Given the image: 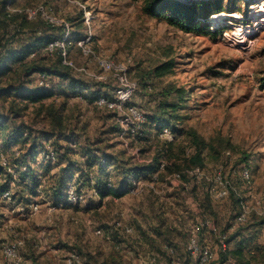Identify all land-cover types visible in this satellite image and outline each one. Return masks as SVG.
Segmentation results:
<instances>
[{"label": "rangeland", "instance_id": "rangeland-1", "mask_svg": "<svg viewBox=\"0 0 264 264\" xmlns=\"http://www.w3.org/2000/svg\"><path fill=\"white\" fill-rule=\"evenodd\" d=\"M145 2L16 0L8 6L17 12L36 11L34 17L28 15L35 20L32 26L36 30L19 32L17 37L31 41L55 34L52 42H43L40 48L52 57H56V48H63L64 59L73 63L69 65L71 74L87 88L79 95L67 96L56 76L33 75L35 84L54 88L56 94L43 104H29L18 121H25L36 133L55 131V117L61 115L63 134L42 140L45 152L38 156V162H32L36 173L42 175L33 195L20 196L17 181L6 173L0 176V184H5L0 191V264H215L213 259L201 262L188 247L199 217L210 219L221 231H230L234 215L247 203L248 220L239 230L254 233L263 228L264 213L259 211L264 208L256 201L264 204V29L242 43H233L224 38L225 31L232 33L237 28L232 23L220 25L215 35L186 32L162 17L147 14ZM212 2L219 3L225 13L246 12L249 5L242 0ZM201 5L198 12L205 17ZM15 30L12 27L9 35ZM89 35L90 40L79 45ZM69 37L72 42L67 44ZM169 59L175 66L157 76L156 66ZM103 61L115 67L106 70ZM121 65L136 85L125 105L142 111L144 121L132 118L126 107L121 110L99 103L101 97L118 99ZM177 88L184 89L185 96L181 97ZM163 102L179 105L181 119L176 120L175 112L166 115L174 129L200 138L202 175L188 173L191 167L176 179L178 172H164L173 160L161 156L151 177L132 175L129 179L128 183L135 178L141 181L139 191L125 190L121 197L103 195L99 188L104 190V181L119 189L122 175L116 174L114 164L110 176L101 172L98 165L88 163V155L91 151L115 155L119 159L116 166H157L158 146L173 141L176 135L169 126L149 130L150 118L157 115ZM179 142L183 157L195 152L187 135ZM65 147L78 165L69 173L59 198L52 197L55 179L41 173L46 164L57 162V151L62 153ZM6 166L14 173L11 165ZM246 169L249 179L244 175ZM59 171L56 168L51 173ZM221 181L230 185L227 197L217 196ZM193 185L199 187L197 191ZM73 186L80 196L77 202L67 198ZM203 190L209 194L216 215L202 213L197 197H203ZM7 191L10 198L4 195ZM35 203L38 210L32 207ZM161 222L180 225L187 235L170 236L173 247H166L154 228ZM201 229V234L207 230ZM179 256L183 257L181 262Z\"/></svg>", "mask_w": 264, "mask_h": 264}, {"label": "trees", "instance_id": "trees-1", "mask_svg": "<svg viewBox=\"0 0 264 264\" xmlns=\"http://www.w3.org/2000/svg\"><path fill=\"white\" fill-rule=\"evenodd\" d=\"M15 1L16 0H0V101L2 100L3 102L0 103V176L6 173L9 179L14 178L20 188V196H24L33 195L40 187L42 175L40 177V175L36 173V169L32 162H38V156L42 152H45V150L41 149L44 147L42 140L46 142L50 140V137L58 136L60 133L62 135V129L64 128V121L61 115L55 117L54 124L58 126L55 131H53L55 128H51L52 130H41L36 133L25 121H18L29 108V104H43L45 99L56 94L54 88L51 89L47 86L35 84L33 75L38 72L47 77L56 76L60 81L62 92L67 96L79 95L80 92H83L87 87H84L82 81L73 77L71 74V66L63 62V48H56V57H52L48 54L49 52L45 53L40 48L43 42H52V40H54L52 38L56 37L55 34L37 36L35 39H31V41L28 38L20 39L17 37V35L20 34L19 32H27V30L34 32L36 29L32 26L35 20L30 19L25 11L17 12L8 8V6L14 4ZM145 1L144 11L147 14L162 17L181 30L195 33H209L212 35L220 31V27L212 30L208 21L209 16L223 11L220 7L221 5H219V3L213 5L214 2H212V0ZM200 3L202 4V9H204V14H206L205 17L198 12ZM12 27L17 30H15L12 35H9ZM50 27L54 28L55 26L50 24ZM7 36L12 39L9 40ZM60 37L64 38V35L62 34ZM66 42L67 44L72 42V38L69 37L66 39ZM14 43L17 45H14ZM174 66L175 61L169 59L157 65L154 72L157 76H162L169 73ZM175 90L180 93L181 97L186 94L184 89L177 88ZM10 99H12V101H10ZM178 109L179 105L163 102L160 103L157 108L155 113L157 115L150 118L151 121L149 122H151V127L149 130L161 129L169 126L173 128L172 130H175L176 133L173 141L166 142L164 146L163 144L158 146L160 152L155 161L157 166L147 165L129 167L127 163L116 166V164L119 163V159H117L115 155L93 153L94 151H91V153L89 152V164L98 165L99 170L101 172H106L108 176L111 174L110 166L114 164L113 167L117 172L116 174L122 175L119 189L114 185L109 186L108 182L106 183L104 181V190L99 188L100 192H103V195L112 194L117 197L123 196L125 190L129 191L130 183L128 182L131 176L151 177L153 172L158 169L161 156L173 160L171 164L166 165V171H164L166 173L182 172L186 168L204 166V156L200 148V138L191 132L184 133V131H181L183 129H174L173 123L166 118L167 114H173L175 112L176 120L181 119L182 116L179 115ZM163 115L165 116L163 117ZM186 135L187 138L193 141L195 146V152L188 158L183 157L182 151H184V148L181 142H179V138L185 137ZM64 137L66 139L69 138L67 135H64ZM149 138L150 137H146L147 140ZM9 152L12 153L11 159L13 162L8 157ZM70 153L71 150L68 147H65V151H62V153L57 151V162L53 164L48 163L43 167L44 171H42L41 174L44 176L49 175L55 179V183L52 186V197L55 196L59 198L69 175H71L69 173H72V168L78 165L77 161L71 159ZM3 159L6 161L5 164ZM7 164L12 166L14 173L7 171ZM56 168H60V171L52 174L51 172ZM155 168L157 169L155 170ZM82 172L84 173V169H82ZM185 176L183 172L184 180L189 182L190 179ZM83 180L85 181V179ZM4 185L5 184H0V191ZM193 186V190L197 191L199 187L197 185ZM203 192V197H197L200 202L202 213L206 215H216L209 194L205 192V190H203ZM163 227L164 230L161 229ZM154 228L158 233L157 236L159 238H164L165 242H163V244H165L166 247H173V241L169 239L170 236L177 234L185 237V234H183L180 229V225L175 224L174 227L172 224L161 222L160 225L154 226ZM240 247L233 251V256L238 259H241L240 252L242 248ZM175 249L178 251V246L176 244ZM168 261H172V259L168 257Z\"/></svg>", "mask_w": 264, "mask_h": 264}, {"label": "built area", "instance_id": "built-area-1", "mask_svg": "<svg viewBox=\"0 0 264 264\" xmlns=\"http://www.w3.org/2000/svg\"><path fill=\"white\" fill-rule=\"evenodd\" d=\"M242 1L245 2L246 4H249L247 6L246 12L227 13L226 16H222L219 18H212V16L215 15L214 14L208 18V21L212 26L216 25V27H219L223 23H230V24L232 23V25L237 27L232 33H229L227 31L224 32V38L232 41L233 43H242L246 39H248V37L254 32L260 29H264V0H242ZM11 10H15V9H11ZM25 11L28 13L29 17L31 18L36 15V11L27 10V9ZM236 20L238 23L232 22ZM243 28L245 30H243ZM212 29L214 30V28ZM90 38L91 36L89 35L86 39L79 41V45L82 46L83 43L89 41ZM89 51L90 49L85 50L86 53H89ZM63 56L66 57V51L63 52ZM64 63L68 65H73V63L71 61L66 60V58L64 59ZM102 66L106 70L115 67V65L112 62H107V61H103ZM119 69L122 70V72L119 74V80L122 84V88L119 90L118 99L111 101L105 97H101L99 100V103L108 105L111 108H119L121 110L123 109V107H126L128 110V114L132 115V118L134 117L138 121H144V113L142 111H140L135 106L125 105L127 100H129L130 97L132 96V93L135 90L136 85L134 82L128 79L127 68L124 65H121ZM124 120L126 122H132V124L134 123L133 119L130 120L129 118H124L123 121ZM3 162L4 164L6 163L5 160ZM188 173L192 175L200 176L202 175V169L200 166H196ZM244 175L246 176V178L248 179L250 178L249 171L247 169ZM174 177L176 179H180L182 177V174L180 172L175 173ZM140 184H141L140 180H137L136 178L133 179L129 185V190L131 192L139 191ZM73 188L74 190H72L71 193H69L67 198L71 201L77 202L80 199V196L74 186ZM229 192H230V185H228L226 182L221 181V186H220V189L217 191V196L227 197L229 195ZM8 194L9 192L7 191L5 192L4 195L10 198ZM244 204L245 205H243L242 210L239 213L237 212L235 217L230 222L231 229L236 228L238 225L244 224L248 220V214L250 210H248L247 203H244ZM256 204L258 206L263 205V208H264V204L262 203L261 200L256 201ZM32 207L34 210H38L39 208L38 204L36 203L33 204ZM262 212L264 213V209L261 212L259 211V213H262ZM197 225L198 226L192 229V231L190 232L188 247L191 250V253H193L194 256L200 259L201 262L203 263L208 262V261H211L213 258L211 249L207 245L203 244V242L200 240V235H201L200 232L202 230L201 227L210 229L212 232H214L218 236L220 246L223 251H227L229 249L228 231H221L208 218H202L201 221ZM7 250L15 251V248L14 249L7 248ZM219 264H241V263L235 257H231L227 255L225 256V258H223V260H221Z\"/></svg>", "mask_w": 264, "mask_h": 264}, {"label": "crops", "instance_id": "crops-1", "mask_svg": "<svg viewBox=\"0 0 264 264\" xmlns=\"http://www.w3.org/2000/svg\"><path fill=\"white\" fill-rule=\"evenodd\" d=\"M172 183L175 184L174 181H172ZM201 219L202 218L199 217L197 223H199ZM244 226L245 224H242L238 225L233 230H228L229 249L227 251L221 249L218 236L210 229L207 228V230L200 235V240L203 244L211 249L213 255L212 259L216 261L215 264H219L227 254L233 255V251L237 250L240 246V248H242L240 252L241 259L236 258L241 264H264V225L261 231L258 230L254 233H250L244 229L239 230L242 227L244 228ZM178 259L181 262L183 257L179 256Z\"/></svg>", "mask_w": 264, "mask_h": 264}, {"label": "bare ground", "instance_id": "bare-ground-1", "mask_svg": "<svg viewBox=\"0 0 264 264\" xmlns=\"http://www.w3.org/2000/svg\"><path fill=\"white\" fill-rule=\"evenodd\" d=\"M226 15L227 13L225 12L215 13V15L212 18H219V17L226 16Z\"/></svg>", "mask_w": 264, "mask_h": 264}]
</instances>
